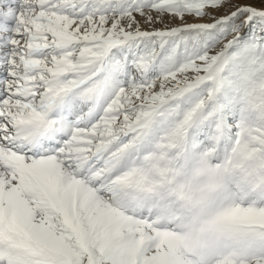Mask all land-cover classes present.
Listing matches in <instances>:
<instances>
[{
	"label": "snow or ice",
	"instance_id": "snow-or-ice-1",
	"mask_svg": "<svg viewBox=\"0 0 264 264\" xmlns=\"http://www.w3.org/2000/svg\"><path fill=\"white\" fill-rule=\"evenodd\" d=\"M0 264H264V0H0Z\"/></svg>",
	"mask_w": 264,
	"mask_h": 264
},
{
	"label": "rangeland",
	"instance_id": "rangeland-1",
	"mask_svg": "<svg viewBox=\"0 0 264 264\" xmlns=\"http://www.w3.org/2000/svg\"><path fill=\"white\" fill-rule=\"evenodd\" d=\"M239 2H248V0H239ZM223 10H221L222 12Z\"/></svg>",
	"mask_w": 264,
	"mask_h": 264
}]
</instances>
